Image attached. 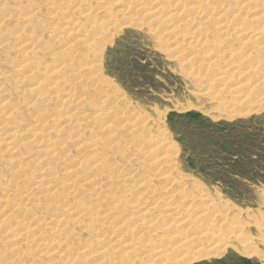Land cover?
Here are the masks:
<instances>
[{
  "label": "rangeland",
  "instance_id": "obj_1",
  "mask_svg": "<svg viewBox=\"0 0 264 264\" xmlns=\"http://www.w3.org/2000/svg\"><path fill=\"white\" fill-rule=\"evenodd\" d=\"M136 1L142 11L134 8ZM89 3L90 16L97 15L86 21ZM158 4L156 17L169 12L171 19L152 27L145 14ZM200 5L203 20L193 14ZM226 5L234 8L226 13L229 20L234 16L227 30L214 25L225 19L215 12ZM31 9L36 11L30 17ZM191 17L198 27L183 31ZM90 22L95 26L85 45L73 42ZM0 23V200L8 202L0 214V264H142V256L170 246L174 229L180 238L208 230L210 241L205 237L209 242L203 247L211 243L219 249L178 264H264V88L259 89L264 87V53L251 50L264 46V0H0ZM192 28V43L200 42L188 46L183 35L192 37ZM250 30L262 35L250 39ZM97 56L101 67L93 71L89 66ZM217 56L221 61L213 59ZM222 80L226 86H250L230 94ZM70 95L76 103L62 106ZM67 111L75 119L58 122ZM19 122V133L11 138L9 131ZM92 144L97 147L91 149ZM92 155L105 159L102 167L95 163L90 170L86 163ZM20 163L25 165L17 172L12 164ZM75 169L76 180H68ZM107 173L112 177L99 184ZM13 186L21 197L9 191ZM162 188L182 206L184 225L175 228L166 220L172 212ZM47 203L59 206L43 211ZM38 209L41 224L29 222ZM79 212L87 216L74 220ZM102 224L101 233L96 228ZM149 227L157 228L155 237ZM247 247L258 256L238 253L237 248Z\"/></svg>",
  "mask_w": 264,
  "mask_h": 264
},
{
  "label": "bare ground",
  "instance_id": "obj_2",
  "mask_svg": "<svg viewBox=\"0 0 264 264\" xmlns=\"http://www.w3.org/2000/svg\"><path fill=\"white\" fill-rule=\"evenodd\" d=\"M30 1V0H29ZM73 1V0H72ZM90 1V0H89ZM94 1H96V0H94ZM131 3H133V0H129ZM51 2V1H50ZM207 2V1H206ZM18 3H20V2H18ZM31 3V2H30ZM201 3V2H200ZM199 3V4H200ZM80 4V3H79ZM136 4L137 5H135L134 6V8H137V6H138V1H136ZM155 4V3H154ZM205 4V3H204ZM19 5H22V4H19ZM29 4H27V6H28ZM90 5V3L89 4H86V6H88V8H86V10H88V9H90V12L88 13V14H86V15H84V18H86L85 20L86 21H88L90 18H95L96 17V15L97 14H94V15H91L90 16V13H92L93 14V12H94V9L92 8V7H90L89 6ZM140 5V4H139ZM145 5V4H144ZM235 6H234V8L235 7H237L238 5H236V4H234ZM2 6H4V5H2ZM142 6H143V4H142ZM156 7L155 8H151L149 11H148V13L147 14H145L146 15V17L148 16V14H149V17L148 18H146V21H147V24L149 25L150 24V26H155V25H160V27L162 26V22L164 21V20H170L171 19V15L172 14H170L169 12L168 13H164L163 15H161V17H156V15H158L159 13V4L158 5H155ZM161 6V5H160ZM201 6V5H200ZM200 6H197V7H195V8H193V10H195L196 12H193V14H198V15H196V17L197 16H200V18L202 17V10H203V12H204V10L205 9H202V6H201V8H200ZM221 6V5H220ZM17 7H19L18 5H17ZM25 7V6H24ZM68 7H69V5H68ZM144 7V6H143ZM142 7V8H143ZM16 8V7H15ZM26 8V7H25ZM75 8V7H74ZM78 8V7H77ZM142 8H140V6H138V9L137 10H140V11H142L143 9ZM147 8V7H146ZM150 8V7H149ZM216 8V7H215ZM220 8V7H219ZM233 10L234 8L231 6V5H226V6H224V7H222L221 8V10L220 9H218V10H220V11H217V12H215L216 13V16H217V13H219L218 15H220V17H223V18H225L226 17V13L228 12V11H230L231 9ZM239 8V7H238ZM21 9H23V8H21ZM20 9V10H21ZM53 9V8H52ZM76 9V8H75ZM74 9V10H75ZM91 9H93V10H91ZM142 9V10H141ZM145 9V8H144ZM160 9H161V7H160ZM217 9V8H216ZM19 10V9H18ZM27 10V9H26ZM28 10H29V8H28ZM28 10H27V12H28ZM64 10V9H63ZM97 10V9H96ZM137 10H135V11H137ZM190 10H192L191 8H190ZM213 10V9H212ZM235 10H237V8H235ZM13 11V10H12ZM31 12H29V13H32V14H29L30 15V17L32 16V15H34L35 14V11H34V13H33V11H32V9L30 10ZM145 11V10H144ZM201 11V12H200ZM214 11V10H213ZM212 11V12H213ZM240 11V10H239ZM239 11H235V12H238L239 13ZM255 11V10H254ZM14 12V11H13ZM65 12H67V10L65 11ZM234 11H232V13H233ZM145 13V12H144ZM177 13V12H176ZM205 13V12H204ZM208 13V12H207ZM231 13V12H230ZM229 13V14H230ZM14 14V13H13ZM209 14H211V13H209ZM224 14H225V16H224ZM260 13H258V15H259ZM19 15V14H18ZM17 15V16H18ZM27 15V14H26ZM28 15V16H29ZM50 15H52V14H50ZM235 15V14H234ZM261 15H263V14H261ZM21 16V15H20ZM28 16H27V18H28ZM88 16H90V17H88ZM134 16H138V14L137 13H134V15L132 16V17H134ZM233 16V15H232ZM231 16V17H232ZM236 16H237V13H236ZM7 17V16H6ZM5 17V18H6ZM29 17V19H31ZM132 17H130V19H132ZM174 17H175V15H174ZM195 17V18H196ZM219 17V18H220ZM35 18V17H34ZM195 18H193V17H191V18H188L187 19V22L184 24V23H182V24H184L183 26H181L180 28L182 29V27H184V29L186 28V27H194V25H195V27H198V25L196 24V23H199V22H196L195 23ZM210 18V17H209ZM228 18H229V16H228ZM228 18H225V19H223V20H221V21H219V23L217 22V23H215L214 25L215 26H218L219 25V27H220V29H226L227 30V28H228V26L230 25H228V21H230L232 18H234V16L229 20ZM237 18V17H236ZM23 19V18H22ZM54 20H55V18H53ZM68 19V18H67ZM78 19H79V17H78ZM104 19V18H103ZM106 19V18H105ZM104 19V20H105ZM198 19H199V17H198ZM211 19H212V17H211ZM251 19H253V18H251ZM250 19V20H251ZM8 20H9V18H8ZM82 20H84V19H82ZM84 20V21H85ZM200 20V19H199ZM201 20H203L202 18H201ZM210 20V19H209ZM257 20H259V19H257ZM256 20V21H257ZM111 21H113L111 18L110 19H108V20H106L105 21V23H106V25H107V28H108V26H110V24L111 23H108V22H111ZM185 21H186V19H185ZM207 21V20H206ZM232 21V20H231ZM236 21V20H235ZM3 22V21H2ZM1 22V23H2ZM29 22V21H28ZM93 22H94V20H93ZM93 22H90L87 26H86V28L83 30H81L80 32L82 33V35H80V38H78L77 39V37H75L72 41L73 42H75V43H79L80 44V46H84L85 45V38L87 37V35H88V32L90 31V30H92L93 28H94V26L95 25H93L94 23ZM208 22V21H207ZM210 22V21H209ZM252 22V21H251ZM0 23V24H1ZM17 23V22H16ZM113 23V22H112ZM242 23V22H241ZM145 24V23H144ZM202 25H203V22L201 23ZM200 24V25H201ZM205 24V23H204ZM213 24V23H212ZM244 24V23H243ZM197 25V26H196ZM214 25L212 26V28L214 27ZM235 25V24H234ZM238 25V24H237ZM207 26V25H206ZM209 26V25H208ZM232 26V25H231ZM140 27H142V26H140ZM149 27V26H148ZM159 27V26H158ZM200 27V26H199ZM210 27V26H209ZM222 27V28H221ZM113 28V27H112ZM163 28H166V26L165 27H163ZM173 28H175V27H172V29ZM176 28H178V30L180 29L179 28V26L178 27H176ZM232 28V27H231ZM262 29H264V26L263 27H261ZM147 29V28H146ZM149 29V28H148ZM171 29V30H172ZM184 29H182L183 31H184ZM193 29L194 28H192L191 30H190V34H191V36H192V34H193ZM206 29V28H205ZM242 29V28H241ZM260 29V28H259ZM259 29H257V30H259ZM168 30V29H167ZM171 30L169 31V33H171ZM175 30H177V29H175ZM174 30V31H175ZM178 30H177V32H178ZM199 30V29H198ZM226 30L224 31L225 32V36H229V34H227V32H226ZM165 31H166V29H165ZM168 31H166V34L168 33ZM185 31H187V29H185ZM200 31V30H199ZM198 31V32H199ZM238 31H239V29H238ZM251 31V30H250ZM91 32V31H90ZM196 32V31H195ZM194 32V33H195ZM244 32V31H243ZM252 32V31H251ZM258 31H256V32H252L253 34L249 37L250 39L252 38V37H254L255 36V38H257L258 37V35H260L259 33H257ZM175 33V32H174ZM182 33V32H181ZM188 33V34H189ZM200 33V32H199ZM246 33V32H245ZM189 34V35H190ZM201 34V33H200ZM249 34V33H248ZM264 34V33H263ZM0 35H1V33H0ZM172 35V34H171ZM174 35V34H173ZM250 35V34H249ZM262 35V34H261ZM260 35V36H261ZM13 36V35H12ZM66 36V35H65ZM174 36H177V34L176 35H174ZM257 36V37H256ZM247 37V36H246ZM18 38V37H17ZM183 38H184V40H186L187 41V45L188 46H190V44L192 43V39L194 38L193 36L192 37H187V32H186V34H184L183 35ZM249 38H248V41H249ZM262 39V38H261ZM6 40V39H5ZM9 39H7V41H8ZM18 40V39H17ZM59 40V39H58ZM61 40V39H60ZM253 40H254V38H253ZM253 40H251V41H253ZM257 40V39H256ZM255 40V41H256ZM10 41H11V39H10ZM12 41H13V39H12ZM2 42H4V40L2 41ZM15 42V41H14ZM27 42V41H26ZM60 42V41H59ZM62 42V41H61ZM195 43H192V44H196V43H199L198 41H194ZM17 43V42H16ZM15 43V44H16ZM74 43V44H75ZM245 43H247V41H245ZM0 44H1V42H0ZM72 44V43H71ZM202 44V43H201ZM219 44V43H218ZM244 44V43H243ZM248 44V43H247ZM247 44H244V45H247ZM253 44V43H252ZM13 45V44H12ZM17 45V44H16ZM19 45V44H18ZM24 44H22L21 46H23ZM25 45H31L30 43H26ZM242 45V44H241ZM240 45V46H241ZM249 45H250V43H249ZM26 46V47H27ZM28 46V49L29 48H31V47H29ZM68 46H70V44L68 45ZM67 45H66V47H68ZM72 46H74L73 44H72ZM170 46V45H169ZM168 46V47H169ZM192 46V45H191ZM197 46V45H196ZM15 47V46H14ZM24 47V46H23ZM167 47V46H166ZM179 46H177V47H172L171 48V50H170V48H169V51H167L168 49H166V51H167V53H171V52H173V51H176V50H178L177 48H178ZM197 47H199V45L197 46ZM203 47H205L204 45H203ZM219 47V46H218ZM249 47V46H248ZM12 48V47H11ZM10 48V49H11ZM21 49H22V47H20ZM63 48V47H62ZM235 48V47H234ZM252 49L251 50H253V53L254 52H259V54L258 55H262V53H264V46H254V47H251ZM254 48V49H253ZM10 49H8V50H10ZM15 49V48H14ZM18 49V48H17ZM24 49H25V47H24ZM60 49V48H59ZM187 49V48H186ZM191 49H192V47H191ZM195 49V48H194ZM193 49V50H194ZM201 49V48H200ZM61 51H59V52H57L56 54L59 56L61 53H62V49H60ZM179 51H184V49H181V50H179ZM186 51V50H185ZM199 51V50H198ZM8 52V51H7ZM15 52V51H14ZM13 52V53H14ZM65 52V51H64ZM66 52H67V50H66ZM195 52V51H194ZM31 53V52H30ZM19 54V53H18ZM207 54V53H206ZM52 55H54V54H52ZM191 55H194L192 52H191ZM195 55H196V52H195ZM210 55V54H209ZM217 55V54H216ZM215 55V56H216ZM190 56V55H189ZM197 56V55H196ZM212 56V55H211ZM17 57V56H16ZM194 57L195 56H192V58L191 59H193L194 60ZM25 58V57H24ZM58 58V57H57ZM99 56H97V62L96 63H94V64H92V65H90L89 66V68L91 67V69H93V71H97L98 69H99V66L101 67V60H99ZM211 58H213V57H211ZM216 58H218L217 60L219 61H221V59H220V56H217V57H214L213 59H215L216 60ZM12 59V58H11ZM14 59V58H13ZM190 59V60H191ZM213 59H212V61H213ZM24 61H26V58L24 59ZM18 62V61H17ZM21 62V61H20ZM41 62V61H40ZM213 63H215V62H213ZM40 64V63H39ZM38 63H36V65H35V67H34V70L38 67V65H39ZM209 63H207V64H205V66L208 68L209 66H210V64L208 65ZM221 64V63H220ZM11 65V64H10ZM33 65V64H32ZM213 65V64H212ZM31 66V65H30ZM40 67V66H39ZM56 67V66H55ZM54 67V68H55ZM211 67V66H210ZM216 67V66H215ZM14 68V67H13ZM60 68V67H59ZM33 69V68H32ZM56 69H58V68H56ZM37 71V70H36ZM50 71H51V69H50ZM49 71V72H50ZM55 72V70L54 69H52V73H54ZM57 71V70H56ZM228 71V70H227ZM227 71H226V73H227ZM31 70H30V74H31ZM99 72V71H98ZM46 73V72H45ZM227 75V74H226ZM231 75H233V73H231ZM43 76V75H42ZM99 76H102V75H99ZM50 77V76H49ZM229 78V77H228ZM261 80H264V75L263 76H261ZM1 80V79H0ZM97 80V79H96ZM45 81V80H44ZM103 81V80H102ZM107 81V80H106ZM223 81L224 80H222L220 83H221V85H223V86H226L224 83H223ZM4 82V81H3ZM16 82V81H15ZM64 82H65V80H64ZM98 82H99V80H98ZM96 83V82H95ZM94 83V84H95ZM105 83V82H104ZM107 83H109V82H107ZM0 84H2V83H0ZM38 86H40V85H44V84H46L45 82H43V84H42V82H40V83H36ZM234 84V83H233ZM36 85V86H37ZM104 85V84H103ZM109 86V85H108ZM244 86H250V85H248V84H246V83H238V84H234L233 86H232V84H231V86H226V87H224L230 94H234V93H236V94H238L239 93V91H240V89L242 88V87H244ZM48 87V88H47ZM109 87H111V85L109 86ZM46 90L47 91H49L52 87H50L49 85L48 86H46ZM71 88V87H70ZM262 88H264L263 86L261 87L260 86V88L259 89H262ZM38 89V88H37ZM51 91V90H50ZM112 91V90H111ZM107 92V91H106ZM116 92V91H115ZM109 93V92H108ZM15 94V93H14ZM42 94V93H41ZM49 94V93H48ZM235 94V95H236ZM12 95V94H11ZM10 95V98L12 97ZM14 96V95H13ZM49 96H50V94H49ZM51 97V96H50ZM9 98V97H8ZM109 98V100H110V98L111 97H108ZM13 100V99H12ZM108 100V99H107ZM107 100H105L104 102H106ZM114 100V99H113ZM8 101V100H7ZM45 101V100H44ZM70 102V103H69ZM62 106H66L67 107V105H68V103L69 104H71V103H76L75 102V100L72 98V95H70V97H68L67 96V98L66 99H63L62 100ZM102 103V102H101ZM235 103H236V101L234 102V103H232L233 105H235ZM108 104V103H107ZM11 105V104H10ZM12 105H14L13 103H12ZM15 105H18V104H16V102H15ZM126 108V107H125ZM126 112V111H125ZM14 113V112H13ZM128 114V113H127ZM94 115H96V114H94ZM75 116V115H74ZM74 116H73V114H71L70 112H66L64 115H63V117H62V120H59L58 122H60V121H62V123H63V121L64 122H70V121H73L75 118H74ZM100 115L98 114L96 117H91V120H93L92 122H94V121H96V120H98V118H100L99 117ZM76 117V116H75ZM95 118V119H94ZM89 120V119H88ZM91 120H89V121H91ZM133 121V120H132ZM61 123V122H60ZM21 126V122H19V123H16V125L14 126V127H12L11 129V131H9V136L11 135V138L12 137H15L16 136V134L17 133H19V127ZM124 126V125H123ZM105 127V126H104ZM64 129V128H63ZM24 130V129H23ZM17 131V132H16ZM125 131H127V130H125ZM131 132V131H130ZM135 136V135H134ZM137 136V135H136ZM127 137V136H126ZM137 137H139V136H137ZM123 139V138H122ZM146 138H143L142 140H145ZM148 139V138H147ZM149 139H151L150 137H149ZM153 141L154 140H156V138L155 139H152ZM31 141H33V140H31ZM31 141H29V142H31ZM39 141V140H38ZM107 141V140H106ZM35 142V141H34ZM144 142V141H143ZM152 142V141H151ZM33 143V142H32ZM8 145H11L12 143L11 142H9V143H7ZM18 144V143H17ZM100 144V143H99ZM33 146V145H32ZM168 146V145H167ZM13 147H14V145H13ZM90 147H91V149H92V147H94V144H92V145H90ZM95 147H97V146H95ZM95 147H94V149H95ZM9 149H10V147H9ZM91 149L89 150L90 152H91ZM93 149V150H94ZM8 150V149H7ZM11 152H12V150H11ZM87 153V152H86ZM92 153V152H91ZM88 154H89V152H88ZM96 155V154H95ZM18 157V156H17ZM88 157V156H87ZM91 157V159L90 160H92V162L90 161V162H87L86 164L87 165H89V163H91L89 166H90V170L92 169V168H95L96 166H93L95 163H97L98 165H102V163H104V161L103 160H105V159H98L97 158V160L95 159L96 158V156L94 157L93 155L92 156H90ZM161 157V156H160ZM94 159V160H93ZM155 160V159H154ZM32 161H34V160H32ZM103 161V162H102ZM154 162V161H153ZM167 162V161H166ZM26 163H29V162H25V164ZM156 163H158V162H156ZM25 164H23V163H20V165H15V164H12V165H14L13 166V168L14 169H17V172L18 171H21L22 169H21V167H22V165H25ZM153 164V163H152ZM168 164V163H167ZM104 165V164H103ZM106 165V164H105ZM99 166V167H100ZM157 166H158V164H157ZM102 167V166H101ZM21 169V170H20ZM113 169V168H112ZM165 168H163V170H164ZM173 169V168H172ZM103 170V172L104 173H106L107 171H105V170H107V169H102ZM108 170H109V168H108ZM111 170V169H110ZM118 170V169H117ZM116 170V171H117ZM115 171V170H114ZM114 171H112V173H111V175L113 174L114 175ZM16 172V171H15ZM110 172V171H109ZM165 172H168V171H166L165 170ZM78 173L79 172H76V169H75V171H70V172H68V174H67V176L69 175L70 176V178L68 179V180H74L75 179V177H77V175H78ZM12 174V173H11ZM109 173H107V176L104 178V179H101L100 180V182H99V184H103V183H107L109 180V178L110 177H112V176H109L108 175ZM97 175V173L95 174V176ZM94 176V175H93ZM115 176H116V174H115ZM163 176V175H162ZM25 177V176H24ZM102 177V176H101ZM89 179V178H88ZM146 178H144V180H145ZM148 179V178H147ZM146 179V180H147ZM164 179V178H163ZM76 180V179H75ZM146 180H145V182H146ZM144 182V183H145ZM63 183H64V181H63ZM62 183V184H63ZM59 184V183H58ZM61 184V185H62ZM65 185V184H64ZM68 185H69V183H68ZM51 186H53V187H55L56 186V179H54V180H52L51 181ZM63 186V185H62ZM66 186H67V184H66ZM103 186V185H102ZM102 186H99L97 189H101V187ZM70 187H71V185H70ZM69 187V188H70ZM13 188V189H12ZM50 188V186H48V189ZM52 188V187H51ZM68 188V187H67ZM135 188V187H134ZM185 188V187H184ZM53 189L54 188H52L50 191H49V193H53L54 191H53ZM71 189V188H70ZM74 189V188H73ZM163 190H164V195L166 194V198H163L164 199V201L165 202H168V205L170 206V208H169V210L168 211H170V212H172L171 214H168L167 213V215H165V216H167L168 217V219H166V218H164V219H166V220H170L171 221V223H173V225L175 226V228L176 227H180V226H182V225H184L185 224V221L184 222H180V221H183V217H185L184 215H183V212H184V210H182V206L180 205V204H176V202H174V201H172L173 199H172V197H171V195H169V193H167L166 192V190L164 189V188H162ZM161 189V190H162ZM7 190V189H6ZM72 190V189H71ZM162 190V191H163ZM9 191H12L13 193H14V195L13 196H17V197H21L23 194L18 190V188H17V186H13V187H11L10 189H9ZM154 191H156V190H154ZM162 191H160V192H162ZM169 191V190H168ZM200 191V190H199ZM198 191V192H199ZM126 192V191H125ZM150 192V191H149ZM191 192V191H190ZM197 192V191H196ZM56 193V192H55ZM154 192H151L150 194H152V195H155V193L153 194ZM173 193V192H172ZM163 194V193H162ZM196 194V193H195ZM167 195H168V197H167ZM85 196V195H84ZM181 196V195H180ZM9 196L7 195H5V198H8ZM12 197V196H11ZM94 197H96V195H94ZM112 197V196H111ZM165 197V196H164ZM195 197V196H194ZM194 197H193V199H194ZM86 198V197H85ZM91 198V197H90ZM191 198V197H190ZM196 198V197H195ZM89 199V198H88ZM132 199V198H131ZM141 199V198H140ZM152 199V198H151ZM161 199V198H160ZM159 199V200H160ZM193 199H192V202H193ZM199 200H200V196H199V198H198ZM203 199H205L204 197H203ZM209 199V198H208ZM4 199H2V200H0V214H2L3 212L1 211V209L3 210V207H4V205L3 204H5V203H8L7 202V199L5 200V201H3ZM196 200V199H195ZM202 200V199H201ZM73 201V200H72ZM92 201H97V199H94V200H92ZM127 201H129V203H130V200H127ZM78 202V201H77ZM154 202V201H153ZM169 202H171V204H169ZM3 203V204H2ZM128 203V202H127ZM47 204H49V203H47ZM60 204V203H59ZM62 204V203H61ZM155 204V203H154ZM163 204V203H162ZM95 205H96V203H95ZM110 205V204H109ZM119 205V204H118ZM6 206V205H5ZM57 206H59V205H57ZM57 206H55L54 204H49V207H45L44 209H43V207H41L42 209H43V211L44 210H46V209H48V208H53V207H57ZM111 206V205H110ZM191 206V205H190ZM211 206V205H210ZM7 207V206H6ZM118 207V206H117ZM157 207V206H156ZM5 208V207H4ZM39 208V207H38ZM40 208V209H41ZM90 208H92V206H90ZM116 208V207H115ZM158 208V207H157ZM165 208H167V207H165ZM40 209H38V211H36L35 213H30L31 215H29V222H32V221H37L38 222V217H39V215H41L42 213H43V211H41ZM93 209V211H95V209L94 208H92ZM118 209V208H117ZM145 209V208H144ZM55 210H56V208H55ZM59 210V209H58ZM112 210H114V207H113V209ZM154 210V209H153ZM167 210V209H166ZM54 211V210H53ZM60 211H62L61 209H60ZM142 211H143V209H142ZM142 211H140L141 213H142ZM47 211H45V213H46ZM98 212V211H97ZM115 212H117V211H115ZM139 211H137L136 213L134 212V214H137V213H140ZM148 213V212H147ZM133 214V215H134ZM142 214H144V213H142ZM165 214V213H164ZM185 214V213H184ZM137 215H139V214H137ZM75 216L77 217V218H75L74 220H76V219H78V218H80L81 216H87V214H85V213H83V214H81V212H79V213H76L75 214ZM105 216H107V214L106 215H104L103 217H105ZM120 216V215H119ZM169 216H172V218H170ZM42 217V216H41ZM108 217V216H107ZM128 217V216H127ZM130 217V216H129ZM133 217V216H132ZM137 217V216H136ZM84 218V217H83ZM82 218V219H83ZM87 218H89V217H87ZM119 218V217H118ZM138 218V217H137ZM161 218H162V216H161ZM160 218V219H161ZM44 220V219H43ZM105 220V219H104ZM118 220V219H117ZM116 220V221H117ZM144 220V219H143ZM72 221H73V219H72ZM120 222V224H121V220H119ZM128 221V220H127ZM131 221H132V218H131ZM115 222V221H114ZM138 222V221H137ZM148 222V221H147ZM165 222V221H164ZM20 223V222H19ZM28 223V222H27ZM36 223V222H35ZM39 223V222H38ZM65 223V222H64ZM125 223H127V222H125ZM140 223V222H139ZM39 224H41V223H39ZM71 224V223H70ZM122 224H123V222H122ZM134 224V223H133ZM132 224V225H133ZM148 224V223H147ZM150 224H152V222L150 223ZM154 224H155V222H154ZM153 224V225H154ZM165 224L166 225H164V226H167L168 224L165 222ZM38 225V224H37ZM44 225H47V223H45ZM124 225V224H123ZM137 225V224H136ZM135 225V226H136ZM27 226V225H26ZM56 226V225H55ZM134 226V225H133ZM148 226H150V225H148ZM170 226V225H169ZM15 228H17L16 226H14ZM19 227V226H18ZM44 227V226H43ZM104 227H106V226H104V224H102V225H99L98 226V229L96 228V230L97 231H100L101 233H102V230H104ZM122 227V226H121ZM140 227V226H139ZM139 227H137V229H139ZM146 227V226H145ZM214 227V226H213ZM27 228H29V227H22L21 229L22 230H28ZM53 228V227H52ZM57 228V227H56ZM141 228V227H140ZM144 228V227H143ZM147 228V227H146ZM165 228H167V227H165ZM164 227H163V229H165ZM184 228V227H183ZM18 229V228H17ZM30 229V228H29ZM36 229H39V227L38 228H36ZM55 229V228H54ZM54 229H51V230H54ZM133 229H134V227H133ZM136 229V228H135ZM134 229V230H135ZM145 229V228H144ZM143 229V230H144ZM149 229H151L150 227H149ZM149 229H148V231H149ZM154 228H152L150 231H149V233H150V236L151 237H155L156 236V233H154L155 231L157 232L158 230H157V228L156 229H154ZM200 229V228H199ZM13 230V229H12ZM41 230V229H40ZM48 230H50V228H48ZM55 230H57V229H55ZM106 230V229H105ZM127 230H129V229H127ZM142 230V231H143ZM168 230H170L169 228H168ZM38 231V230H37ZM44 231V230H43ZM96 231V232H97ZM107 231V230H106ZM130 231V230H129ZM136 231V230H135ZM141 231V230H140ZM160 231V230H159ZM175 231V229L173 230V237L171 238V240H173V242L170 244V243H168V242H166L165 240H164V243L163 244H170V246H168V245H166V246H168V247H166L165 245L163 246V244L161 243L160 244V248H162V246H163V249H161V250H153L152 252L150 251V250H148V251H150V253H148L146 256H142V259L140 260V261H142L141 263L142 264H144L145 262H144V259L145 260H147V263L148 262H150V261H154L155 263H153V264H178V263H180V262H183L184 261V259L185 258H188V257H191L193 254H203V256L202 257H206V256H210V254L212 253V252H218L219 251V249L217 250L216 248H214V247H212V245H211V243H209V244H206V247H203L204 246V244L206 243V242H209L210 241V235H209V232H207L208 230H206V232L204 231H202V233L201 232H199L198 230L197 231H195L194 230V233H192V232H190L189 234L190 235H188V234H185V235H183V237H181L180 238V236L179 235H176L175 233H176V231ZM201 231V230H200ZM17 232V231H16ZM109 232V231H108ZM134 232V231H133ZM145 232V231H144ZM188 232V231H187ZM40 233V232H39ZM136 233V232H135ZM184 233H186V231L184 232ZM192 233V234H191ZM201 233V234H200ZM36 234V233H35ZM132 235V234H131ZM144 235H146L145 233H144ZM172 235V234H171ZM149 236V237H150ZM14 237V236H13ZM29 237V236H28ZM114 237V236H113ZM119 237V236H118ZM141 237H142V235H141ZM146 237V236H145ZM150 237V238H151ZM166 236H164L163 238L164 239H169V238H165ZM170 237V236H169ZM205 237H209V241H203L204 240V238ZM16 238V237H15ZM66 238V237H65ZM163 238L161 239V241L163 240ZM14 239V238H13ZM23 239V238H22ZM137 239V238H136ZM143 239V238H142ZM145 239V238H144ZM146 239H148V236H147V238ZM153 239H155V238H153ZM152 238H151V240H153ZM157 239H158V237H157ZM179 239V240H178ZM27 240H29V239H27ZM26 240V241H27ZM32 240V239H31ZM35 240V239H34ZM97 241H99L98 239H96ZM94 241V242H96L97 243V241ZM123 240V239H122ZM213 240V239H212ZM25 241V242H26ZM135 241V240H134ZM133 241V242H134ZM137 241V240H136ZM134 242L135 244H139L140 242ZM169 241V240H168ZM29 242V241H28ZM109 242H111V241H109ZM147 241H145V243H146ZM37 243V242H36ZM95 243V244H96ZM156 243H158V242H156ZM160 243V242H159ZM29 244H30V242H29ZM32 244V243H31ZM33 244H34V242H33ZM47 244V243H46ZM94 244V243H93ZM115 244V243H114ZM142 244V243H141ZM35 245V244H34ZM42 245V244H41ZM140 245V244H139ZM154 245H156L155 244V242H154ZM158 245V244H157ZM162 245V246H161ZM90 246V245H89ZM96 246V245H95ZM127 246V245H126ZM138 246V245H137ZM201 246V247H200ZM86 247V246H85ZM128 247V246H127ZM198 247H200L199 249H197ZM100 248V247H99ZM205 248V249H204ZM248 248V247H247ZM244 248V249H240L239 250V248H237V251H238V253H241V254H243V255H246L247 257L249 256V257H251L250 255H255V256H258V253H256L254 250H252L253 248H251V250H250V248ZM83 249H86V248H83ZM128 249V248H127ZM141 249V248H140ZM139 249V250H140ZM191 249V250H190ZM193 249H196L195 251H192ZM127 251V250H126ZM144 251V250H143ZM147 251V252H148ZM129 252H130V254L133 252V253H135V252H137L136 250H135V252L134 251H131V250H129ZM132 253V254H133ZM81 254V253H80ZM125 254H127V253H125ZM129 254V253H128ZM99 256V255H98ZM125 256H127V255H125ZM197 257H200V256H197ZM260 257V256H259ZM136 258V257H135ZM129 259H130V257H129ZM139 261V262H140ZM138 263V262H137ZM139 264V263H138Z\"/></svg>",
  "mask_w": 264,
  "mask_h": 264
}]
</instances>
